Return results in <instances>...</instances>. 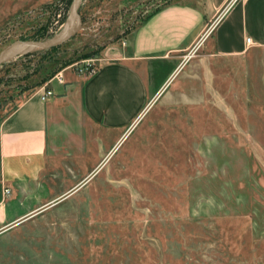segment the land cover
I'll list each match as a JSON object with an SVG mask.
<instances>
[{
    "label": "rangeland",
    "instance_id": "374dc122",
    "mask_svg": "<svg viewBox=\"0 0 264 264\" xmlns=\"http://www.w3.org/2000/svg\"><path fill=\"white\" fill-rule=\"evenodd\" d=\"M71 1L0 0V51L61 37ZM174 1L80 0L65 42L21 45L1 63L0 117L56 72L98 65ZM185 61L84 185L0 233V264H264V46L223 56L201 45ZM84 138L78 165L89 168L95 147Z\"/></svg>",
    "mask_w": 264,
    "mask_h": 264
},
{
    "label": "crops",
    "instance_id": "0c3cea01",
    "mask_svg": "<svg viewBox=\"0 0 264 264\" xmlns=\"http://www.w3.org/2000/svg\"><path fill=\"white\" fill-rule=\"evenodd\" d=\"M201 45L223 56L264 46V0L171 2L107 48L95 73L66 69L46 100L32 93L0 117V233L84 185L172 82L182 53ZM84 136L95 147L89 168L78 165Z\"/></svg>",
    "mask_w": 264,
    "mask_h": 264
},
{
    "label": "water",
    "instance_id": "95a60500",
    "mask_svg": "<svg viewBox=\"0 0 264 264\" xmlns=\"http://www.w3.org/2000/svg\"><path fill=\"white\" fill-rule=\"evenodd\" d=\"M79 2L80 0H72L71 1V12H70V19L72 21L70 28L61 36H54L50 37V39H21V40H15L9 45H7L6 48L0 51V65L1 63L5 62L7 60L8 55L11 53L10 51L18 46L21 45H27L30 47H33L32 50L29 51H36V49H47L50 48L51 46H56L59 45L68 38H70L77 30V21L75 19L78 17V8H79Z\"/></svg>",
    "mask_w": 264,
    "mask_h": 264
},
{
    "label": "built area",
    "instance_id": "2783aa9c",
    "mask_svg": "<svg viewBox=\"0 0 264 264\" xmlns=\"http://www.w3.org/2000/svg\"><path fill=\"white\" fill-rule=\"evenodd\" d=\"M250 37H247L246 41L247 43H250ZM122 43H125L123 40ZM193 51H189L187 54H185V58H188L192 55ZM98 60L96 57L92 58H84L80 65L76 66V73L82 74V75H91L95 73V71L98 68V65L95 63V61ZM52 79H56L57 81L63 83L64 82V74L63 70L56 72L54 75L49 78V80L44 83L37 91H40L41 94V99L46 100L49 96L52 95L53 90L49 87V83L51 82ZM8 191V190H7Z\"/></svg>",
    "mask_w": 264,
    "mask_h": 264
},
{
    "label": "trees",
    "instance_id": "16d2710c",
    "mask_svg": "<svg viewBox=\"0 0 264 264\" xmlns=\"http://www.w3.org/2000/svg\"><path fill=\"white\" fill-rule=\"evenodd\" d=\"M153 12H155V11H153ZM152 12V13H153ZM151 15V14H150ZM150 15H148L147 17H149ZM51 47H53V46H51ZM36 50H41V49H36ZM45 50H48V48L47 49H45ZM29 54H31V53H29Z\"/></svg>",
    "mask_w": 264,
    "mask_h": 264
},
{
    "label": "bare ground",
    "instance_id": "6f19581e",
    "mask_svg": "<svg viewBox=\"0 0 264 264\" xmlns=\"http://www.w3.org/2000/svg\"><path fill=\"white\" fill-rule=\"evenodd\" d=\"M70 21H71V20H70ZM70 23H72V21H71Z\"/></svg>",
    "mask_w": 264,
    "mask_h": 264
}]
</instances>
